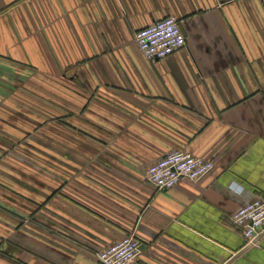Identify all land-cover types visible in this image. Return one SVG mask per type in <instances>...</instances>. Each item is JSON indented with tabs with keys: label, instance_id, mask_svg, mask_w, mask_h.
<instances>
[{
	"label": "crops",
	"instance_id": "obj_1",
	"mask_svg": "<svg viewBox=\"0 0 264 264\" xmlns=\"http://www.w3.org/2000/svg\"><path fill=\"white\" fill-rule=\"evenodd\" d=\"M175 17L187 45L148 61L135 34ZM183 151L198 180L160 190ZM264 198V0H0V264H264L231 214Z\"/></svg>",
	"mask_w": 264,
	"mask_h": 264
},
{
	"label": "built area",
	"instance_id": "obj_2",
	"mask_svg": "<svg viewBox=\"0 0 264 264\" xmlns=\"http://www.w3.org/2000/svg\"><path fill=\"white\" fill-rule=\"evenodd\" d=\"M136 44L150 62L163 60L187 45V36L175 17L164 18L155 24L139 29L135 34ZM214 164L193 154L174 151L152 163L146 180L157 189L176 186L181 180H198L208 174ZM232 223L252 244L264 234V198L248 201L231 214ZM143 241L135 234H126L121 239L97 252L101 264H135L143 252Z\"/></svg>",
	"mask_w": 264,
	"mask_h": 264
}]
</instances>
